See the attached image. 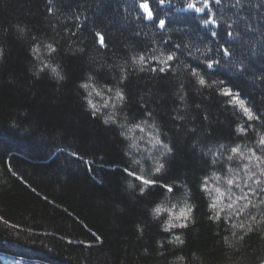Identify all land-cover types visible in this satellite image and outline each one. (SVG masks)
<instances>
[{
  "label": "trees",
  "instance_id": "obj_1",
  "mask_svg": "<svg viewBox=\"0 0 264 264\" xmlns=\"http://www.w3.org/2000/svg\"><path fill=\"white\" fill-rule=\"evenodd\" d=\"M142 2L0 0V256L47 264H181V256L182 264H264V224L243 240L231 227L256 209L228 221L234 210L220 202L222 219H210V200L200 191L201 181L213 173L255 188L241 167L227 171L232 165L227 156L236 144L253 148L264 124L251 121L247 137L238 134V125L247 127L242 112L216 88L194 86L189 75L194 67L209 83L223 80L254 113L264 115V0H209L203 14L188 8L203 7L198 0H146L153 20L145 18ZM205 18L212 23L205 26ZM97 31L107 48L96 42ZM54 41L66 77L60 82L33 74L39 65L31 45ZM170 52L176 59L160 63ZM138 54L146 57L144 70L129 67L120 85L128 124L155 122L173 148L160 180L186 185L194 208V222L172 233L162 230L163 214L153 219L152 209L165 200L161 190L141 197L122 172L129 155L149 165L145 157L157 154L151 144L155 130L145 124L144 132L128 133L133 141L125 140L122 129L92 117L80 87L89 76L98 88L116 85L120 66L131 65ZM211 58L220 64L208 69ZM90 98L101 103L100 97ZM179 109L185 119L173 120ZM256 163L250 166L258 172ZM183 195L181 188L172 204ZM250 199L259 203V197ZM175 235L182 245L168 243Z\"/></svg>",
  "mask_w": 264,
  "mask_h": 264
},
{
  "label": "snow or ice",
  "instance_id": "obj_2",
  "mask_svg": "<svg viewBox=\"0 0 264 264\" xmlns=\"http://www.w3.org/2000/svg\"><path fill=\"white\" fill-rule=\"evenodd\" d=\"M163 3V0H160ZM198 2L203 4V7H197L196 3H189L188 8L192 9L196 13L203 14L204 10L209 8V0H198ZM216 4H220L221 0H215ZM140 8L146 13L145 18L148 20H153L154 16L152 11L149 9V5L146 2L140 3ZM210 19H204V25L211 24ZM159 27L163 29L165 27V21L159 20ZM21 33V38H23L24 29L19 30ZM216 33H213L215 36ZM97 41L102 48H107L109 45L105 40L103 34L99 31L95 33ZM231 36V33H229ZM33 41H36V37H31ZM179 48V45H176ZM30 51L33 55V58L38 61V70L33 74L40 78V75L43 73L45 75H50L55 81H63L66 77L63 73L61 66L57 63L56 57L60 55L59 52V42L54 41L52 43L36 42L31 45ZM82 51V49L80 50ZM224 55H230L229 51L225 49ZM4 57V48L0 47V59ZM176 59L175 52H170L165 60L160 61L167 65L169 61ZM146 63V57L144 55L138 54L133 57L131 60V65H128L127 62L125 65L120 66V76L113 77L117 80V84L108 87L105 85L103 88H98L93 82V77L89 76L87 81L82 83L80 87L86 92L85 99L87 101L88 108L93 118L99 115L103 119V123L107 126H116L117 128L122 129L121 136L127 141H133L134 136L129 135L128 133H133L134 131L144 132V125L147 124L148 127L155 130L156 134L151 137V144L154 149H156L157 154H149L145 157L149 161V165L145 167L141 164V161L134 159L129 155L130 163L128 166L122 169L123 174L128 179V187L133 189L143 197L146 194H151L153 190L159 189L164 195L165 200L158 203L153 209V219H159L163 214L165 216L164 220H161L162 230L165 233H172L175 229H184L187 228L189 223L194 222L192 218V213L194 211L193 205L189 202V192L186 185L181 184H169L163 183L160 180L165 169V158L171 156L173 148L171 145L165 142L159 135V131L156 128L155 122L148 123L147 120H142L141 122H132L131 126L128 124V117L124 112L126 107V96L125 90L120 86L128 79V68H139V71L144 70V65ZM220 61L215 58H211L207 61L206 67L208 69H213L214 66H218ZM155 70V69H153ZM159 71L163 72L165 69L162 67ZM190 77L194 81V86H198L200 89L203 88H216L219 95L227 98L225 101L229 106H234L238 111L242 112V119L244 124L247 125H238L236 131L238 134L244 135L247 137L248 128L254 127L249 122L256 121L258 123L264 124V115L254 113L247 105L244 99L239 95V92H234L233 89L225 84L223 80L212 81L209 83L205 79V75L198 71L196 68H191L189 72ZM95 95L100 97L101 103L94 102L90 97ZM179 100L181 104L184 102V96L179 95ZM183 109H179L175 115H173V120H184L185 116L180 114ZM153 114L151 112L147 113V116L151 117ZM207 117H205L206 119ZM130 147H136L135 144H130ZM195 147V146H194ZM226 146L220 145V148L223 150ZM246 148L247 152L243 149ZM211 149H209V152ZM230 155L227 156V160L232 162V165L228 167L227 171L229 173L235 172L236 167H241V170L247 173V179L252 180L255 188L252 185L245 183L243 187L239 182L230 177V176H219L213 173L211 177H207L201 181L200 191L205 193L209 200L210 211L213 212V215L210 216V219L221 220V213L225 212V208L220 207L218 209V204L220 202H226V208L232 211L231 215L227 216V220L231 221L233 216L240 218L245 216V212L250 209H256V213L248 211L247 218L242 220L238 225L231 224V227L238 229L242 234L239 239L243 240L245 235L251 233L261 224H264V134L259 135L258 141H256L253 148H248L247 145L236 144L234 147L230 148ZM208 155L207 152L204 153ZM237 157L239 159H237ZM247 160V164H242V161ZM255 160L257 163L254 167L258 170L252 171V161ZM217 163L216 159L211 161V164L215 166ZM223 180V184H221ZM210 181H214L213 184H210ZM184 189L183 197L177 201V203L172 204V201L176 198V193L179 190ZM247 188L248 191L244 189ZM238 190V191H237ZM250 197H259V203L253 202ZM241 202L243 204L240 205ZM170 204L171 206H166ZM235 236L236 233L233 232ZM99 239V237H97ZM168 243H176L182 245L184 241L179 235H175L173 240L168 241ZM231 246V245H229ZM161 248L164 247V244L160 245ZM178 261H184V257H178Z\"/></svg>",
  "mask_w": 264,
  "mask_h": 264
},
{
  "label": "rangeland",
  "instance_id": "obj_3",
  "mask_svg": "<svg viewBox=\"0 0 264 264\" xmlns=\"http://www.w3.org/2000/svg\"><path fill=\"white\" fill-rule=\"evenodd\" d=\"M0 264H47L40 261L22 259L16 256H0Z\"/></svg>",
  "mask_w": 264,
  "mask_h": 264
}]
</instances>
